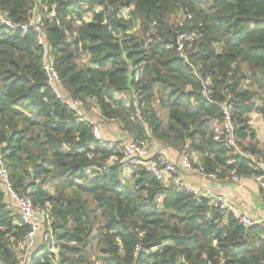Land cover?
<instances>
[{"label":"trees","instance_id":"1","mask_svg":"<svg viewBox=\"0 0 264 264\" xmlns=\"http://www.w3.org/2000/svg\"><path fill=\"white\" fill-rule=\"evenodd\" d=\"M0 7L17 24L41 7L65 96L94 103L134 141L154 138L198 156L192 165L206 175L264 183V144L249 124L254 112L264 118V0H0ZM187 14L193 19L181 28ZM186 30L198 38L181 52L173 42ZM43 53L35 30L0 28L1 156L15 192L49 211L59 254L43 246L31 264H264L263 225L246 227L143 168L125 179L111 163L118 154L47 86ZM224 105L240 153L220 137ZM6 199L0 185V261L19 264L14 244L30 229Z\"/></svg>","mask_w":264,"mask_h":264},{"label":"built area","instance_id":"2","mask_svg":"<svg viewBox=\"0 0 264 264\" xmlns=\"http://www.w3.org/2000/svg\"><path fill=\"white\" fill-rule=\"evenodd\" d=\"M73 1V0H71ZM84 10H89L87 3L82 4ZM38 8H34L31 19L27 24H17L11 18L10 12L4 10L0 7V28L5 29L7 32L13 31H22L24 34L28 33L32 29L37 33V41L44 48L43 60H44V71L47 76V86L60 98L63 100L64 104L74 113L81 118V120L88 122L90 125L94 126V137L98 140L101 145L114 153H117V157L112 158V162H117L120 167L122 176L125 179H130L134 174L136 168L145 169L150 175H152L156 180L162 184L173 188L177 192H186L191 194L195 201L198 204H203L206 202L208 206L212 209H217L223 211L227 214H232L236 219L240 221L246 227H251L254 225H263L264 219L259 221L253 220L250 217L240 214L237 212L228 198L213 193L209 191L206 187H197L188 184L181 177L177 164L170 160L167 156L159 155L154 158L147 157V142L142 141H124V140H115L108 141L105 140L102 136L100 127L94 123L92 120L88 119L86 113V107L80 100H73L64 95L62 89V83L58 72L55 67V60L51 56V52L48 46V40L43 32V20L44 15L39 11V14H35ZM130 11L131 9H126L122 11V18L126 21L130 20ZM94 13H100V7L95 8L94 11L90 14V17L86 19L89 21ZM55 13H51V17L55 18ZM185 17V16H184ZM178 20V25L182 28L185 27L187 21L193 19L191 14H187L185 18ZM198 38V34L193 31H182L177 37L178 50L183 52L186 48V45H192ZM210 86L207 83V87ZM202 94L206 97L207 102L212 103L209 92L207 89H204ZM224 120L221 124L220 137L224 145L229 149L235 152L240 153V147L238 145V140L236 137L237 126L232 120V110L228 105H224ZM183 164L189 170H195L192 165V159L190 155H183ZM258 169L264 171L263 165H258ZM103 170H106L105 168ZM200 174L216 179L215 175H206L202 171ZM235 181H239L241 177L234 176ZM256 181L260 184L263 183V177L259 176L255 178ZM0 185L4 190V195L7 199H12L15 202V205L18 209V214L21 218V221L24 225L28 226L30 231L25 238L17 241L14 244V248L19 252V264H31L32 263V254L29 252L36 247V241L38 234L40 233L43 225L48 227V232L45 235V245L47 249L58 256V250L56 247V242L53 238V233L51 231V216L48 210H40L36 208L30 198L26 196H19L13 189L8 170L2 159L0 151ZM140 248L136 249V254H139ZM0 264H3L0 261Z\"/></svg>","mask_w":264,"mask_h":264},{"label":"crops","instance_id":"3","mask_svg":"<svg viewBox=\"0 0 264 264\" xmlns=\"http://www.w3.org/2000/svg\"><path fill=\"white\" fill-rule=\"evenodd\" d=\"M63 93L66 92L63 89ZM92 103V102H91ZM94 106L95 104L92 103ZM96 107V106H95ZM94 113L100 116V130L105 140H132L127 132L122 130L121 125L115 120H105L99 115V111L93 108ZM88 119L93 117L91 112L86 111ZM162 120L167 123L168 117L165 111L161 112ZM91 120V119H90ZM250 127L255 132L259 142L264 144V118L259 113L250 115ZM221 131V129H219ZM147 142V157L154 158L159 155L167 156L170 160L177 164L181 177L188 184L197 187H206L209 191L223 195L228 198L233 208L242 215L259 221L264 219V199L261 196L260 189L264 184H260L255 178H240L239 181L234 180V176L230 179H213L200 174V170L193 167L195 170L187 169L183 164V155L178 150L167 146L161 141L150 138ZM190 155V154H189ZM192 162L199 165L200 158L196 155H190Z\"/></svg>","mask_w":264,"mask_h":264},{"label":"rangeland","instance_id":"4","mask_svg":"<svg viewBox=\"0 0 264 264\" xmlns=\"http://www.w3.org/2000/svg\"><path fill=\"white\" fill-rule=\"evenodd\" d=\"M39 11H41V7H39L36 10L35 14L36 15L39 14ZM178 20H177V23H178ZM88 106H89L88 108L90 110L88 108H86V111L91 112V114L93 116V117H90V119L94 123H96L98 126H100V116H98L96 113H94V111H93L94 105L93 104H89ZM124 141H129V140H124ZM5 202L18 214V209H17V207L15 205V202L12 199H6ZM47 232H48V227L46 225H43L40 233L38 234V238H37V241H36V247L32 251L29 252L30 255L33 252H36L37 249H39V248H41V247H43L45 245V241L44 240H45V235L47 234ZM96 264H98V263H96Z\"/></svg>","mask_w":264,"mask_h":264},{"label":"water","instance_id":"5","mask_svg":"<svg viewBox=\"0 0 264 264\" xmlns=\"http://www.w3.org/2000/svg\"><path fill=\"white\" fill-rule=\"evenodd\" d=\"M108 21H109V25L111 30L116 34L119 35V30H118V22L114 16V11L112 9L109 10L108 12ZM175 47H178V42H177V38H175L174 42H173Z\"/></svg>","mask_w":264,"mask_h":264}]
</instances>
